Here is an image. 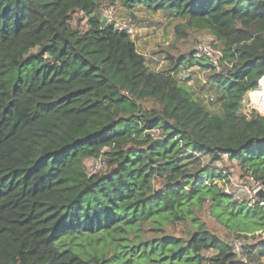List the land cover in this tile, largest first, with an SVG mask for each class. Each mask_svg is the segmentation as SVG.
Instances as JSON below:
<instances>
[{
	"label": "trees",
	"instance_id": "obj_1",
	"mask_svg": "<svg viewBox=\"0 0 264 264\" xmlns=\"http://www.w3.org/2000/svg\"><path fill=\"white\" fill-rule=\"evenodd\" d=\"M103 3L168 13L221 58L153 71ZM192 67L217 112L180 83ZM263 87L264 0H0V264H264V208L218 166L264 187V114L242 110Z\"/></svg>",
	"mask_w": 264,
	"mask_h": 264
},
{
	"label": "rangeland",
	"instance_id": "obj_2",
	"mask_svg": "<svg viewBox=\"0 0 264 264\" xmlns=\"http://www.w3.org/2000/svg\"><path fill=\"white\" fill-rule=\"evenodd\" d=\"M100 13H102V17L104 16L102 19L108 18L109 20L114 21L116 26H122L131 31V39L135 44L136 50L139 54L144 56L148 67L157 72L166 68L167 54L171 53L172 55L181 57L183 54L187 53V50H190L191 48H194L195 50L198 44H209L212 40L206 33L189 32L183 40L176 43L173 32L175 25L178 24L179 21H175L174 17L168 13H162L159 11L151 13L143 6L136 7L129 12L123 9L119 3H116L113 7H107V4L103 3L100 6ZM73 24H76L77 26L78 23L74 22ZM79 27L85 28L84 22H81ZM212 51L215 52V56L218 59L221 58V51L218 48L213 47ZM206 74V71H203L198 67H192L186 69L184 72H180L177 77L179 78L180 83L192 92L194 97L200 98L204 101L208 110L217 112L218 107L213 102L214 96L212 95L211 85L206 81ZM253 92L246 94L244 97L242 110L246 115L252 110L257 111L259 114L260 112L264 114V110L256 108V103L261 97V92ZM146 106H149V104ZM91 163L92 161H88L86 163V168L89 167ZM218 166L221 170L227 168L228 170H226L231 174V178L235 181L241 174L239 169L236 168V161L229 162L225 159L223 166ZM216 183L218 184V182ZM228 184L229 181L220 185V187L223 189ZM230 194L239 200H244L246 194L248 195L247 192L238 188L230 190ZM204 219L207 227L215 235L223 239L227 238L224 235V229L216 224L212 218L206 215L204 216ZM168 230L175 236L180 237L184 235L183 232L185 227L180 225L169 228ZM206 255L208 256V254Z\"/></svg>",
	"mask_w": 264,
	"mask_h": 264
},
{
	"label": "built area",
	"instance_id": "obj_3",
	"mask_svg": "<svg viewBox=\"0 0 264 264\" xmlns=\"http://www.w3.org/2000/svg\"><path fill=\"white\" fill-rule=\"evenodd\" d=\"M105 15H106V12H105ZM119 29L125 30L126 28L120 26ZM127 33L131 34V31L127 30ZM194 58L204 59V60L206 59L209 61V63H211L213 65H216L217 60H218V58L215 56V52L212 51V46L210 44H203V43L199 44L196 47L195 53H194ZM101 166H102L101 159L97 158V160H95L94 162L91 163V165L87 168V170L89 173H96L101 169ZM234 188L242 189L248 193V195L246 194V197L243 200V201H246L247 205L252 207V206H254L255 202H258L259 206H262L264 208V202L260 198L255 196L256 192L260 189L264 190V187H262L261 185L254 182V179L252 177L251 172L247 171L243 180L237 179L235 181L232 178H230L229 184L225 188H223V191L226 194H230V190H232ZM258 199H260V202ZM237 200H239V199H237ZM240 247H241V241L240 240H234L231 244V249H233L235 251H239Z\"/></svg>",
	"mask_w": 264,
	"mask_h": 264
},
{
	"label": "water",
	"instance_id": "obj_4",
	"mask_svg": "<svg viewBox=\"0 0 264 264\" xmlns=\"http://www.w3.org/2000/svg\"><path fill=\"white\" fill-rule=\"evenodd\" d=\"M106 22H107V19L106 18L102 19V21H101V27H104L105 24H106ZM255 196L258 197V198H260L264 202V190L263 189L258 190L256 192Z\"/></svg>",
	"mask_w": 264,
	"mask_h": 264
},
{
	"label": "clouds",
	"instance_id": "obj_5",
	"mask_svg": "<svg viewBox=\"0 0 264 264\" xmlns=\"http://www.w3.org/2000/svg\"><path fill=\"white\" fill-rule=\"evenodd\" d=\"M103 17H104V16H103ZM108 22H113V23H114V21H111V20L109 21L108 18H107V22H106V23H108ZM114 25L116 26L115 23H114ZM116 27L119 29L120 26H116ZM119 30H120V29H119ZM124 31L127 32V29H125ZM128 34H129V33H128ZM229 179H230V178H229ZM262 235L264 236V234H262Z\"/></svg>",
	"mask_w": 264,
	"mask_h": 264
},
{
	"label": "bare ground",
	"instance_id": "obj_6",
	"mask_svg": "<svg viewBox=\"0 0 264 264\" xmlns=\"http://www.w3.org/2000/svg\"><path fill=\"white\" fill-rule=\"evenodd\" d=\"M260 92H261V97H263V94H264V87L261 89V91H260ZM261 97L259 98V100L261 99ZM256 108H257V109H259V107H258V106H256ZM261 113H262V112H261Z\"/></svg>",
	"mask_w": 264,
	"mask_h": 264
},
{
	"label": "crops",
	"instance_id": "obj_7",
	"mask_svg": "<svg viewBox=\"0 0 264 264\" xmlns=\"http://www.w3.org/2000/svg\"><path fill=\"white\" fill-rule=\"evenodd\" d=\"M252 94V93H251Z\"/></svg>",
	"mask_w": 264,
	"mask_h": 264
}]
</instances>
